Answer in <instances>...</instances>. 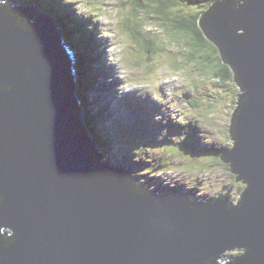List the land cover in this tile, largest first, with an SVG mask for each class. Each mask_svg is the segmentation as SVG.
<instances>
[{"label": "water", "instance_id": "95a60500", "mask_svg": "<svg viewBox=\"0 0 264 264\" xmlns=\"http://www.w3.org/2000/svg\"><path fill=\"white\" fill-rule=\"evenodd\" d=\"M15 3L0 0V264H264V0L205 15L237 85L221 152L235 181L200 198L106 159L62 27Z\"/></svg>", "mask_w": 264, "mask_h": 264}, {"label": "rangeland", "instance_id": "374dc122", "mask_svg": "<svg viewBox=\"0 0 264 264\" xmlns=\"http://www.w3.org/2000/svg\"><path fill=\"white\" fill-rule=\"evenodd\" d=\"M62 1L72 9L71 17L91 18L90 24L96 31L95 44L99 46L96 52L100 56L95 62L108 65L104 67L108 74H95L100 80L94 89L104 91V87L107 91L97 95L98 101L91 97L93 92L90 94L94 105L100 107L106 103L104 115L109 124L105 122V125L114 136V146L109 142L99 146L106 159L159 190L189 193L188 196L198 198L228 191L235 181L234 173L220 157L229 135L236 84L230 80L220 82V77L217 78L219 52L213 48L207 52L195 51L186 46L184 36L177 29L179 17L168 8L164 12L166 17H158L154 11L157 4L153 1L143 0V5L129 6V11L134 7L140 17L128 13L126 0ZM200 3L203 10L209 5L208 0ZM110 84L121 87L120 91ZM90 90L91 87L85 90V99ZM145 92L151 95L149 101ZM127 95L140 108L130 113L136 117L128 118L125 126L122 124V129L125 127L129 132L120 138H131H126L123 146L117 138L116 112L122 110ZM123 112L126 117V108ZM177 122H180L178 126ZM173 123L177 128L172 127ZM183 123H187L189 133L202 144V150L197 142L191 143L189 149H181L186 144L182 141L188 136V130L181 133L178 129ZM135 129L142 135L138 131L135 135ZM206 152H213L216 157ZM147 169L151 171L146 173ZM245 249L235 246L223 255L235 259Z\"/></svg>", "mask_w": 264, "mask_h": 264}, {"label": "trees", "instance_id": "16d2710c", "mask_svg": "<svg viewBox=\"0 0 264 264\" xmlns=\"http://www.w3.org/2000/svg\"><path fill=\"white\" fill-rule=\"evenodd\" d=\"M18 1L19 2H17V0H16V2H17V4L15 3L16 5H28L29 4L28 2H30V3H33L34 5L38 6V8L41 9L42 11H47L52 17H54L56 19L55 22L57 24L63 23V21H65V23L67 24V29H66L67 36H69V38H70L69 42H71L74 46H76L75 50H78L77 51L78 52L77 53L78 60L76 62V70L78 72V87H77V89L79 91H81L82 95L84 96L85 90L88 88V85L90 83L89 76H88V68H89L88 63L93 60L92 51L91 52L87 51V48H91V46H92L91 45L92 35L94 34V32L92 31L93 28L90 27V25H88L91 23V18L86 17L85 19H81V17H80V20H72L69 17V12H71L72 9L70 10V8L67 7L68 5L66 3L61 5V3L59 1L55 2V0H48V1L47 0H25L26 3L22 2L21 0H18ZM149 1H153V0H149ZM215 1H217V0H215ZM225 1H226L225 4L234 2V0H225ZM35 2H37V3H35ZM143 2H144L143 0H126V6L128 8V13L129 12L136 13L137 17H139V12L135 11L134 7H132L131 10L129 11V8H130L129 6H131V5H133V6L143 5ZM212 3H213V0H211L209 2L207 10H204V11L199 10L198 12H196L193 15L184 16L182 14H177V16L179 17V21H180L178 26H177V29L184 36V38H185L184 42H185L186 46L193 48L195 51L207 52L209 48H213L217 52H219L218 59H219L220 69H218V71H216V73H217L216 76H217V78L220 77V79H221L220 82H225V81L230 80L234 83L235 80H234V76L232 77V73L230 71V66H229V64H227L223 61V59L221 58V55H220L219 48L216 47V46H218L217 45L218 42H217L216 46L213 45L215 43L213 41L211 42L207 38V36L204 34L203 29H202L203 27L205 28V26L208 25V17H205V15H207L209 13L208 8H210ZM170 5H172L171 1L160 0V4L156 5L157 6L156 12L159 15L158 17H166L164 15L165 9L167 7H169ZM158 6H159V9H158ZM146 12H147V9H146ZM146 15H147V13H146ZM150 15L152 17H154V15L152 13H150ZM148 17H150V16H148ZM187 17H189V18H187ZM68 21L73 22L72 24H74V25L69 27ZM145 44H146V42H145ZM150 51H148L149 54L151 53ZM205 56H207V55H205ZM214 65L216 66V63H214ZM99 69L100 70L102 69V65L99 66ZM79 74L82 76H79ZM83 75H85L86 78H83ZM76 79H77V74H76ZM235 84H236V82H235ZM92 85H94V84H92ZM82 116H83V119L85 120L84 122L87 125L88 129L90 130V132L92 131V133L94 134L96 131V126L94 124V118H93V115H91V113L87 109L86 103H84V108L82 109ZM178 124H177V126H178ZM186 124L184 126L178 128L181 133H187V130L189 129V127ZM172 127L177 128L175 123L172 124ZM97 138L99 139V137H97ZM94 140L96 141V143L99 146H100V144H102L101 140H96L95 138H94ZM106 142H109L112 144V141L110 139L107 140ZM194 142L195 141H194L193 137L190 135V133H188L187 139L185 141L184 140L182 141V144L183 143H186V144L181 149L182 150L189 149V147L192 145L191 143H194ZM202 149L203 148H201V150ZM177 155H178V153L176 154V156ZM149 171H151V169H147L146 173ZM224 256L226 259L228 258L226 255H224Z\"/></svg>", "mask_w": 264, "mask_h": 264}, {"label": "clouds", "instance_id": "9594fccd", "mask_svg": "<svg viewBox=\"0 0 264 264\" xmlns=\"http://www.w3.org/2000/svg\"><path fill=\"white\" fill-rule=\"evenodd\" d=\"M75 18H77V17H70V19H72V20H77V19H75ZM73 22H71V21H68V25H69V27L70 26H72V25H74V24H72ZM60 24V26L62 27V32H63V36H64V38H65V40H66V42H67V44H69V46H71L70 47V49L73 51V48L74 47H76V46H74L71 42H69L70 41V38H69V36H67V31L64 29L65 27H67V24L65 23V21H63V23H59ZM88 25H90V27H92V25L91 24H88ZM69 30V29H68ZM65 32V33H64ZM66 36V37H65ZM142 36H144V33H142ZM144 40H145V42L147 41V39L146 38H144ZM95 42H96V39H95V35H92V42H91V48H87V51L88 52H91L92 51V53H93V60L91 61V62H89L88 63V65H89V68H88V76H89V81H90V83H89V85H88V87H91V90L90 91H88V94L86 95V99L84 98V96L82 95L81 96V91H79L78 90V94H79V100H80V106H81V109H83L84 108V103H86V107H87V109L89 110V112L91 113V115H93V118H94V124H95V126H96V131H95V133L93 134L92 133V131L90 132L91 133V135L96 139V140H101V142H102V144L103 143H106V141L107 140H111L112 141V145H113V138H114V136L113 135H111L110 133H109V131H108V129H106V125H105V122L107 123V124H109V122L106 120V118H105V115H104V113L106 112V109H105V107H106V103H104V104H102V106H96V105H94V103L92 102V100H91V98H90V94L93 92V95H95V96H97L100 92L101 93H104V92H106L107 91V89L106 88H104V87H102L103 89H104V91H102V90H96V91H94V89H96L97 87L96 86H98L99 84H98V82L99 81H97V80H100V79H98V76H95V74L96 73H100V72H102V73H104V74H108L106 71L104 72L103 71V68L105 67V68H107L108 67V65H105V62H100V63H96L95 62V60H97V59H99L98 58V53L96 52V50H98L97 48H99V46H97L96 47V44H95ZM146 50V49H145ZM76 52H74V57H73V61H75L74 62V68H75V73L77 74V79H76V81H77V87H78V72H77V70H76V62H77V60H78V56L76 57V54H75ZM100 57V56H99ZM102 65V69L100 70L99 69V66H101ZM116 70V69H115ZM112 75H113V72H112ZM79 76H82V75H80L79 74ZM83 78H86L85 77V75H83ZM92 84H94V85H92ZM110 86L113 88V89H115V90H118L117 89V87L115 86V85H113V84H110ZM109 86V87H110ZM117 92V94H118V92L119 91H116ZM117 94L115 93V98H116V96H117ZM115 98L113 99V101L115 100ZM131 103H130V102ZM130 104H133V102L131 101V98L129 97V95H127V98H126V101L125 102H123V107H122V110L120 111V112H116V117H117V122H118V124H119V126L118 127H116V129L119 131V134L117 135L118 137L117 138H120V137H123V135L125 134V135H128V134H126V132H129L128 130H126V128L124 127V129H122V124H123V126H125V124L127 123V120H128V118H134L135 116H131L130 115V113H132V112H134L135 113V111H138L139 110V108H140V104L139 103H134L132 106L130 105ZM124 108H126V112H127V116L125 117V115H124ZM117 114H118V116H117ZM129 116V117H128ZM178 123H180V122H178ZM125 130V131H124ZM136 131H138L137 129H135V135H136ZM139 132V131H138ZM188 133H189V129H188ZM190 135L193 137V139H194V134H192V132L190 133ZM97 137H99V139L97 138ZM126 138H129L130 140H131V138L130 137H124V138H120V140L122 141V145L123 146H126L125 144H124V140L126 139ZM103 139H104V141H103ZM194 141L196 142L197 141V144H198V140H196V139H194ZM102 144H100V145H102ZM199 145H200V147H201V145L202 144H200L199 143ZM114 146V145H113ZM129 149H131L130 147H128ZM202 148V147H201ZM210 153L213 155V156H215V154L213 153V152H206V154H208V155H210ZM216 157V156H215ZM218 157H219V155H218ZM220 159H221V157H220ZM125 169V168H124ZM126 170V169H125ZM126 171H128V170H126ZM169 192H171V191H169ZM173 192H176V191H173ZM187 194H189V193H187ZM183 195H185V194H183Z\"/></svg>", "mask_w": 264, "mask_h": 264}, {"label": "bare ground", "instance_id": "6f19581e", "mask_svg": "<svg viewBox=\"0 0 264 264\" xmlns=\"http://www.w3.org/2000/svg\"><path fill=\"white\" fill-rule=\"evenodd\" d=\"M25 1V0H24ZM35 3H37V2H35ZM198 17V16H197ZM157 54V53H156ZM168 62V61H167ZM115 68V67H114ZM103 70H104V68H103ZM123 70V69H122ZM104 71H107V70H104ZM172 75V74H171ZM127 78H128V76H127ZM117 81V80H116ZM115 82V81H114ZM124 82V81H123ZM184 83V82H183ZM185 84V83H184ZM117 85V84H116ZM129 85V84H128ZM189 85V84H188ZM166 86V85H165ZM167 87V86H166ZM121 88V87H120ZM118 86H117V89L119 90L120 89ZM145 89H147V88H145ZM147 90H149V89H147ZM120 91V90H119ZM137 91V90H136ZM169 91V90H168ZM169 92H171V89H170V91ZM168 92V93H169ZM146 93V98H148V101H149V99H151V95L148 93V92H145ZM167 93V94H168ZM172 94V93H171ZM170 95V94H169ZM168 96V95H167ZM93 99H96V101H98V99H97V96H91ZM139 97V96H138ZM141 97V96H140ZM143 97V96H142ZM145 98V99H146ZM173 99V98H172ZM143 100V99H142ZM93 101H95V100H93ZM146 101H147V99H146ZM151 101V100H150ZM170 104V103H169ZM159 116V115H158ZM136 117V116H135ZM182 122H184V121H182ZM177 124H178V122H177ZM183 124H185V123H183ZM137 133V132H136ZM140 133V132H139ZM125 135V134H124ZM139 135H142L141 133L139 134ZM141 139V138H140ZM145 139V138H144ZM142 140V139H141ZM178 140V139H177ZM150 141V140H149ZM185 141V140H184ZM147 142V141H146ZM197 142V141H196ZM195 143V142H194ZM199 143V142H198ZM145 144V143H144ZM151 144V143H150ZM99 146V145H98ZM199 149V148H198ZM130 172V171H129ZM237 244H239V243H237ZM229 246V245H228ZM228 246H226V247H228ZM226 247H224V248H222L221 250H219V252L218 253H220L219 254V257L217 258V262H223V261H227V260H229V259H226L225 258V256L223 255L224 254V252L226 251V250H228V249H225ZM225 249V250H224ZM224 250V251H223ZM221 258H222V260H221Z\"/></svg>", "mask_w": 264, "mask_h": 264}]
</instances>
